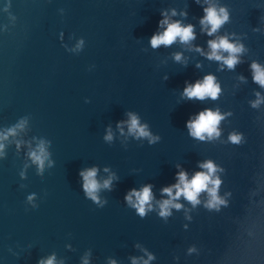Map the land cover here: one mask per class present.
Wrapping results in <instances>:
<instances>
[{"label":"water","instance_id":"obj_1","mask_svg":"<svg viewBox=\"0 0 264 264\" xmlns=\"http://www.w3.org/2000/svg\"><path fill=\"white\" fill-rule=\"evenodd\" d=\"M209 5L228 16L211 34ZM165 16L194 38L153 47ZM223 36L242 46L233 67L207 55ZM254 63L264 68V0H0V264H264ZM209 73L216 98L184 94ZM208 108L222 114L219 134L191 135L187 121ZM129 113L151 136L129 132ZM40 142L42 166L31 155ZM209 160L220 202L205 189L161 215L162 189ZM93 166L101 184L111 177L98 200L80 175ZM147 184L141 215L125 197Z\"/></svg>","mask_w":264,"mask_h":264},{"label":"clouds","instance_id":"obj_2","mask_svg":"<svg viewBox=\"0 0 264 264\" xmlns=\"http://www.w3.org/2000/svg\"><path fill=\"white\" fill-rule=\"evenodd\" d=\"M205 13L206 15L202 17L201 23L205 26L211 25V27L207 29L209 34L216 31V29L228 18L227 12L224 8L217 10L214 5H209L205 8ZM173 14H175V10H173ZM160 23L162 25H166V27L163 31L156 32L152 35L150 43L153 47L162 43L166 45L171 44L177 39V37H179L182 42H188L195 36L192 24L184 25L179 20L174 21L167 16H165ZM209 47L211 51L208 52L207 55L210 58L223 60L229 67H233L238 59L235 54L241 51L242 46L229 41L226 36H223L219 39L210 40ZM219 50H227L229 55L224 56L222 51ZM175 58L179 60L181 58V54L177 53ZM252 67L254 69V79L261 85H264V68H261L255 63ZM219 92L220 85L216 82L215 76L211 73L205 75L202 80H197L194 84H188L184 89V94L189 98L197 97L200 99H203L206 96L216 98ZM221 119L222 114L219 110L208 108L200 111L195 118L187 121V126L191 135L203 139L205 134L209 137L219 134L217 125ZM127 123L129 126V132H134L137 136H151L146 124H141L136 114L129 113V120ZM106 138L111 139L110 131ZM230 138L234 141L238 140V136L236 135H232ZM153 139L155 138L153 137ZM2 147L3 145H0V148ZM31 155L35 160H37L40 166L43 165V161L48 155L43 142H40L37 148L31 150ZM202 168L206 169V171H196L190 179L187 172L181 170L177 173V182L162 189L164 193H168V198L159 201L161 215L169 214L170 207H181V204L177 202V198L181 195H183L187 200L192 201L193 204L197 203L199 193L205 189H207L211 197L208 201L210 206L220 202V198L217 196L220 179L218 177H214L213 175L216 169L215 164L209 160L202 163ZM96 173L97 168L95 166L86 170H81L80 172V175L84 180L83 188L86 195L91 197L93 200H98V190L101 187H108L111 182V177H109L101 184L96 178ZM173 189H175V191H173ZM29 195H31V193H29ZM125 198L141 215H143L146 211V206L149 209L152 207V204L149 203L153 198L152 186L147 184L139 190L134 188L128 192ZM149 258H151V256ZM41 264H54V258L50 257L47 261H42ZM145 264H147V262H145Z\"/></svg>","mask_w":264,"mask_h":264}]
</instances>
